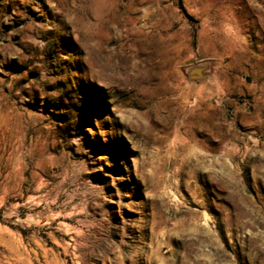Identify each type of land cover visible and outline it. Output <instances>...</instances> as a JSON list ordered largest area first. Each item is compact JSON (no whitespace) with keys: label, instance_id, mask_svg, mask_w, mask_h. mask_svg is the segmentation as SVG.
<instances>
[{"label":"rangeland","instance_id":"1","mask_svg":"<svg viewBox=\"0 0 264 264\" xmlns=\"http://www.w3.org/2000/svg\"><path fill=\"white\" fill-rule=\"evenodd\" d=\"M0 264H264V0H0Z\"/></svg>","mask_w":264,"mask_h":264},{"label":"crops","instance_id":"2","mask_svg":"<svg viewBox=\"0 0 264 264\" xmlns=\"http://www.w3.org/2000/svg\"><path fill=\"white\" fill-rule=\"evenodd\" d=\"M234 26L237 27L239 40L245 38V33L242 31L241 26L238 22H236ZM226 22H223V26H226ZM235 61V58H229V59H223V60H206L198 65L200 67V74L197 75L194 73V77H190V81H195L199 79V83L196 84L195 82L192 83L190 89L196 90L198 89L201 93H204L206 95H211L214 92H218L220 89L219 84V76L220 72H222L223 76H227L226 79L223 77V84L222 89H224L227 86V82L230 81V78L228 77V74L230 72V64ZM223 65L225 69H220V66ZM193 79V80H192ZM196 84V85H195Z\"/></svg>","mask_w":264,"mask_h":264},{"label":"water","instance_id":"3","mask_svg":"<svg viewBox=\"0 0 264 264\" xmlns=\"http://www.w3.org/2000/svg\"><path fill=\"white\" fill-rule=\"evenodd\" d=\"M200 69H201L200 67H194L191 72H194L195 74L199 75Z\"/></svg>","mask_w":264,"mask_h":264},{"label":"trees","instance_id":"4","mask_svg":"<svg viewBox=\"0 0 264 264\" xmlns=\"http://www.w3.org/2000/svg\"><path fill=\"white\" fill-rule=\"evenodd\" d=\"M182 9V8H181Z\"/></svg>","mask_w":264,"mask_h":264}]
</instances>
